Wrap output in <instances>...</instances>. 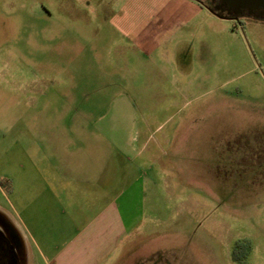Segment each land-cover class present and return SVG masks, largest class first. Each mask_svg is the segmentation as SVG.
<instances>
[{
  "label": "rangeland",
  "instance_id": "obj_1",
  "mask_svg": "<svg viewBox=\"0 0 264 264\" xmlns=\"http://www.w3.org/2000/svg\"><path fill=\"white\" fill-rule=\"evenodd\" d=\"M127 3L174 26L138 43ZM184 4L0 0V168L53 138L133 168L140 222L106 264H264V19Z\"/></svg>",
  "mask_w": 264,
  "mask_h": 264
},
{
  "label": "crops",
  "instance_id": "obj_2",
  "mask_svg": "<svg viewBox=\"0 0 264 264\" xmlns=\"http://www.w3.org/2000/svg\"><path fill=\"white\" fill-rule=\"evenodd\" d=\"M185 2L190 12L204 9ZM122 8L126 33L143 45H156L152 40L174 26L165 8L151 5L145 14L129 3ZM54 141L53 151L41 141L36 153L23 148L19 163L11 158L0 168V212L22 236L27 264L36 257L44 264L109 263L137 231L139 209L131 207L141 177L133 168H114L112 175L110 168H86L71 149L55 150Z\"/></svg>",
  "mask_w": 264,
  "mask_h": 264
},
{
  "label": "flooded vegetation",
  "instance_id": "obj_3",
  "mask_svg": "<svg viewBox=\"0 0 264 264\" xmlns=\"http://www.w3.org/2000/svg\"><path fill=\"white\" fill-rule=\"evenodd\" d=\"M219 18L238 19L247 16L264 19V0H194ZM19 232L0 213V264H27V255Z\"/></svg>",
  "mask_w": 264,
  "mask_h": 264
},
{
  "label": "water",
  "instance_id": "obj_4",
  "mask_svg": "<svg viewBox=\"0 0 264 264\" xmlns=\"http://www.w3.org/2000/svg\"><path fill=\"white\" fill-rule=\"evenodd\" d=\"M0 213H2V212H0ZM3 214V213H2ZM12 223V222H11ZM14 226V225H13ZM20 235V234H19ZM20 238H21V240H22V246H23V249H24V251H25V253H26V247H25V243H24V240H23V238H22V236L20 235Z\"/></svg>",
  "mask_w": 264,
  "mask_h": 264
}]
</instances>
